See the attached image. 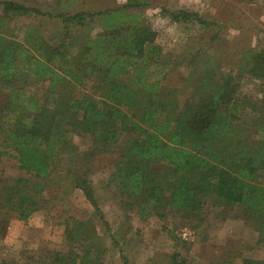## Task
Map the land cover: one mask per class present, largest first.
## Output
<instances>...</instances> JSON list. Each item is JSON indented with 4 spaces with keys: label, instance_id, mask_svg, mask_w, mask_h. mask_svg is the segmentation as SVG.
<instances>
[{
    "label": "trees",
    "instance_id": "16d2710c",
    "mask_svg": "<svg viewBox=\"0 0 264 264\" xmlns=\"http://www.w3.org/2000/svg\"><path fill=\"white\" fill-rule=\"evenodd\" d=\"M150 3L127 0L104 12L67 15L0 0V99L6 93L0 100V160L12 156L20 170L47 180L66 152L70 131L90 135L91 149L97 153L102 151L98 146L123 139L121 157L108 181L121 198L135 200L141 218H162L164 210L194 216L209 201L226 208L239 206L251 217L264 218V138H243L234 127L235 102L246 96L241 81L247 76L264 80V51H245L238 67L227 73L206 71L183 101L161 94L160 80H150V67L159 53L157 34L146 19L124 12ZM162 11L173 23H202L195 13ZM22 16L60 22L58 45H51L55 36L45 38L30 26L20 41L11 36L10 21ZM93 23L98 32L88 30ZM69 26L85 29L79 45L70 40ZM54 60L64 65L60 74L50 66ZM55 76L57 82L68 80L79 87L93 80L92 94L63 99L53 88ZM48 79L47 94L40 99L15 86ZM154 164H163L166 173L159 174ZM76 187L99 212L90 183L76 180ZM42 191L40 183L13 181L0 203L14 208L18 220L25 221L41 205ZM86 229L84 223H74L66 227L65 236L78 243L94 241L95 232ZM80 236L83 240L76 241ZM91 247L95 251H85L92 255L87 263L99 264L102 249ZM75 263L83 264H71ZM171 264H179L176 257ZM241 264L264 262L242 259Z\"/></svg>",
    "mask_w": 264,
    "mask_h": 264
},
{
    "label": "rangeland",
    "instance_id": "374dc122",
    "mask_svg": "<svg viewBox=\"0 0 264 264\" xmlns=\"http://www.w3.org/2000/svg\"><path fill=\"white\" fill-rule=\"evenodd\" d=\"M8 1L67 15L104 12L127 3V0ZM162 10L195 13L202 23H173ZM124 12L146 19L156 32L159 53L155 65L150 67V80H160L161 94L171 93L178 100L191 95L206 71L216 76L227 73L238 67L245 51H264V0H151L148 7ZM28 26L45 38L55 36L53 46L62 37L60 22L31 16L12 19L10 35L20 41ZM68 29L72 33L70 40L79 45L85 29L72 26ZM99 29L94 23L88 27L92 33ZM50 66L60 74L58 70L64 65L54 60ZM55 78L53 88L63 99L91 95V87L95 85L89 80L79 87L68 80L57 82ZM49 82L50 79L17 82L15 86L40 99L47 94ZM240 85L246 96L235 102L234 127L243 138L261 140L264 80L247 76ZM5 96L6 93L0 100ZM46 105L52 108V104ZM68 137L70 144L60 161H55L53 175L47 180H37L34 174L20 170L12 156L0 160V200L6 198L5 191L13 181L40 183L43 188L38 199L41 205L25 221L18 220L14 208L0 203V264H71L79 260L89 264L92 255L85 251L94 252L92 245L102 249L99 264H124L123 259L127 264H171L173 257L179 264H241L242 259L264 262V218L251 217L239 206L226 208L214 201H209L194 216L164 210L162 218L156 215L141 218L135 200L121 198L108 181L121 157L123 139L117 144L98 146L102 151L97 153V149H91L90 135L70 131ZM153 167L159 174L166 173L163 164ZM81 179L90 183L99 212L76 187V180ZM80 222L87 225V232H95L94 241L78 243L70 241L71 237L67 239L66 227ZM75 240L81 241L83 236Z\"/></svg>",
    "mask_w": 264,
    "mask_h": 264
}]
</instances>
